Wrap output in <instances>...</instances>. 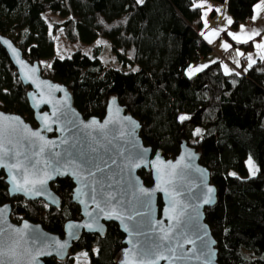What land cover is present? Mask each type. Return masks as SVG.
Wrapping results in <instances>:
<instances>
[{"label":"trees","instance_id":"trees-1","mask_svg":"<svg viewBox=\"0 0 264 264\" xmlns=\"http://www.w3.org/2000/svg\"><path fill=\"white\" fill-rule=\"evenodd\" d=\"M211 1L225 5L231 28L248 21L258 2ZM51 16L56 20L50 22ZM201 27L195 0H0V34L16 43L28 61H37L48 78L65 84L83 117L101 118L108 97L116 96L137 119L142 142L165 158L174 157L180 140L190 143L191 131L199 127L190 144L216 191L214 205L203 211L217 262L264 264V59L249 68L243 54L253 48V39L232 41L222 57L235 64V50L241 48L236 69L225 73L222 59L216 57L187 75V65L210 52L199 34ZM58 30L67 42L83 46L54 56ZM98 39L110 45L122 69L105 65ZM27 89L0 45V110L33 124ZM181 116L186 119L181 121ZM247 157L256 167L250 176ZM138 174L145 185L151 184L150 173L142 169ZM3 179L0 171V204L10 203L13 222L27 219L62 234L65 221L80 217L77 204L70 201L73 184L68 177L49 184L59 197L57 207L20 195L9 197ZM157 204L160 208L159 196ZM122 238L109 222L102 236L81 233L64 259L51 256L42 264H75L79 252L86 254V264H116Z\"/></svg>","mask_w":264,"mask_h":264},{"label":"water","instance_id":"water-1","mask_svg":"<svg viewBox=\"0 0 264 264\" xmlns=\"http://www.w3.org/2000/svg\"><path fill=\"white\" fill-rule=\"evenodd\" d=\"M0 45L21 84L28 88L26 97L33 112L31 124L16 113L0 110V144L10 153L0 162L8 196L39 199L57 207L59 197L49 184L68 177L73 184L70 201L77 204L80 216L65 221L62 234H58L38 222L11 221L10 203L0 204L4 211L0 227L6 229L0 237V250L7 253L5 264H42L51 256L64 259L81 233L102 236L109 222L123 235L116 264H219L203 211L214 205L216 191L193 145L180 140L173 158L153 151L142 142L137 119L126 112L116 96L108 97L101 118L83 117L73 106L64 83L42 73L39 63L28 61L8 36L0 34ZM33 132L39 137H33ZM17 152L20 155L13 157ZM86 158L92 163L85 165ZM18 161L28 165V170L11 167ZM89 169L94 175H89ZM142 169L150 173L151 184L143 183L138 174ZM40 179L46 180L45 190L37 195L33 182ZM16 185L22 187L14 191ZM89 224L91 228L84 226ZM33 237L39 239L33 242ZM61 244L65 245L62 249L58 247Z\"/></svg>","mask_w":264,"mask_h":264},{"label":"crops","instance_id":"crops-1","mask_svg":"<svg viewBox=\"0 0 264 264\" xmlns=\"http://www.w3.org/2000/svg\"><path fill=\"white\" fill-rule=\"evenodd\" d=\"M260 2H262V0H258V2L254 5L252 16L250 17L249 20L246 22L238 23L237 26L234 28H231L230 24L228 23V20L229 19L231 20V17L227 11L226 13H223V17H224L223 19H224V22L226 23L224 26L218 25L217 23H211L208 26V31H211V32H207V34L202 35L200 33V31L203 28V24H202L199 34L202 37V39L206 42V44L211 48L210 52L205 57H202V58H206L211 55L210 58L208 59L209 61H207L206 63L215 60L217 56L221 55L226 50L223 47V45L224 44L229 45L231 44L232 41L235 44H239V43H244L243 41H248V40L253 39V48L245 52L244 54L241 48H236L235 64L225 63L226 65H228V66L226 65L225 66L229 69H233L231 68L232 66L237 68L236 62L238 63L240 62V59H239L240 55H238L237 52L242 53L244 56L247 57L246 63L250 62L249 57H251V59L255 61L256 59L258 58L261 59V57L264 56V49L255 47L256 44L264 43V5H261L259 9L256 8V5L260 4ZM195 3L197 5H200L199 7L201 9V18H202L203 7L210 6V4L213 6L214 4H216L214 7L218 9L220 13L223 12L222 8H224L225 10L223 3H218V2L211 1V0H195ZM214 7L212 8V11H211V16L213 17L217 15L216 9ZM253 17H256L255 20H253ZM241 25H243V30L241 29ZM253 30H255V32H258L259 35H252ZM224 32H227L226 36L224 35ZM229 32L233 33L236 37H238L240 42H237L236 39L229 36L228 35ZM250 36H251V39H249ZM209 41H211V43ZM213 53L215 54V57L212 55Z\"/></svg>","mask_w":264,"mask_h":264},{"label":"rangeland","instance_id":"rangeland-1","mask_svg":"<svg viewBox=\"0 0 264 264\" xmlns=\"http://www.w3.org/2000/svg\"><path fill=\"white\" fill-rule=\"evenodd\" d=\"M262 2H260V5H264V0H262ZM215 5L216 4H214V6ZM214 6L210 4V6L203 7L202 18H201V19H203L202 20L203 28L200 31L201 34L202 33L207 34V32H211V31H208V26L211 23H217L218 25H221V26H224L226 24L224 22V19H223L224 18L223 13H226V11H227L226 8H225V10H224V8H222L223 12L220 13V11H217V9ZM213 7L216 9V12H217V15H215L214 17L211 16V11H212ZM224 7H225V5H224ZM54 20H56V18L51 16L50 22H53ZM98 41L101 42V46H102L100 58L103 60L105 65L112 67V68L122 69L121 64L116 60V58L114 56V52L112 51L110 45L107 42H105L104 40L98 39ZM53 42H54V47H55L54 56H59V57H62L63 54L67 51H70V50H73L77 47L83 46L82 43H80L78 41L75 43L67 42L61 30H58L54 34ZM210 50H211V48H210ZM212 55L215 57L214 53ZM210 56H208L206 58H200L197 61H194V62H191L190 64H188L187 67L185 68L187 75H191V74L195 73L196 68H200V67L202 68L203 65L208 64L206 62L209 61L208 59L210 58ZM217 57L222 59V62L224 63V65L230 63L226 58L222 57V54L217 56ZM49 60L50 59L47 58V59H44L43 62L48 63ZM202 61H203V63H202ZM243 61H245V62L247 61L246 56L243 57ZM226 66H228V65H226ZM231 68L236 69L233 66ZM190 69H191V71H190ZM197 130H199V131H197ZM200 131H201V129L199 127L193 128V130L191 131L190 137H189L190 143L194 142L195 134L200 132ZM249 161H251V159L249 157H247L245 160V164L247 167V175L248 176L253 175V173H255V169H256L255 164H253L252 161L250 164ZM74 258H75V264H86L87 263V256H86V254H84L82 252L76 253Z\"/></svg>","mask_w":264,"mask_h":264},{"label":"snow or ice","instance_id":"snow-or-ice-1","mask_svg":"<svg viewBox=\"0 0 264 264\" xmlns=\"http://www.w3.org/2000/svg\"><path fill=\"white\" fill-rule=\"evenodd\" d=\"M136 3H137V4H143V3H144V0H136ZM199 6H200V5H197V7H199ZM260 7H261L260 4H257V5H256V8H257V9H259ZM217 11H219V10L217 9ZM255 18H256V17H253V20H255ZM228 23L231 24L232 21L229 19V20H228ZM241 29L243 30V25H241ZM202 35H203V33H202ZM228 35L231 36V37H233L234 39H236L237 42H240V41H239V38L236 37L233 33L229 32ZM252 35H259V33H258V32H255V30H253ZM206 38H207V37H206ZM249 39H251V36L249 37ZM209 42L211 43V41H209ZM243 42H244V43H247V41H243ZM98 43H101V42L98 41ZM223 47H224L225 49H227V48L229 47V45L224 44ZM255 47H257V48H261V49H264V43L256 44ZM13 52H15V50H13ZM237 54H238V55H242V53H239V52H237ZM261 59H264V56H262ZM249 61H250V62H249L248 67L251 68V67H252V64H254L256 61L252 60L251 57H249ZM236 63H237V66H239V63H238V62H236ZM203 67L206 68L207 65H204ZM201 70H202L201 68H196V69H195V71H197V72H198V71H201ZM190 71H191V69H190ZM224 71H225V73H228V71H229L228 68H227L226 66H225V68H224ZM245 71H247V69H245ZM179 119H180L181 121H183L184 119H186V117L181 116V117H179ZM95 124H96V121H92V125H95ZM92 125H85V128L91 127ZM103 127H104V125H100V128H103ZM197 131H199V130H197ZM31 135H32L33 137H39V133H36V132L31 133ZM89 135H91V134L89 133ZM41 139H42V138H41ZM93 139H95V138H93ZM63 142H64V143H67L66 140L63 141ZM41 151H42V149H41ZM91 151L95 152L96 149H95V148H92ZM9 155H10V153H9L8 151L4 150L3 144H0V162H2L5 158L9 157ZM19 155H20V154L17 152V153H15V154H13V157H15V156H19ZM140 158H142V155L140 156ZM24 159L27 160V161H30V160H31V158L28 157V156H25ZM37 163H38V162H37ZM89 163H92L91 159H90V158H86V159L84 160V164L86 165V164H89ZM249 163L251 164V161H249ZM4 166H5V167H8V165H4ZM133 166L139 167V164H133ZM11 167H15V168L17 169V171H19L21 167H23V168L25 169V171L28 170V165L24 164L23 161H18L16 164L11 165ZM31 167H32L33 169H36V164H32ZM57 170H58V169H57ZM97 170H99V169H97ZM37 171H39V170L37 169ZM88 171H89V175H94V173H92L90 169H89ZM253 174H254V173H253ZM45 175H46V173H45ZM47 178L50 179L51 177H47ZM25 182H26V183L28 182V181H27V178L25 179ZM45 183H46V180H45V179H40V180H38V181L33 182V184H34V189H35V192H36L37 195H39L42 191L45 190V189H44V185H45ZM36 184L39 185L38 188H35V185H36ZM20 187H22V186H21V185H16L15 188H14L13 190H14V191H15V190H19ZM140 191H141V193H144V190H143V189H141ZM208 191L211 192L212 190L209 189ZM144 194H146V193H144ZM93 199H95V197H93ZM206 202H207V201H206ZM3 218H4V211H3V210H0V223H3ZM128 218H129V219H132L131 216H129ZM84 226H85V227H89V228H91V224H89V225H84ZM25 227H27V225H25ZM69 227L71 228V227H73V226L70 225ZM17 231H18V230H17ZM5 232H6V229H4L3 227H0V237L4 236ZM73 235H75V233H73ZM20 239H23V235H22V233L20 234ZM36 239H39V237H33V242H35ZM16 243L18 244L19 241H16ZM58 247L62 249L63 247H65V245L61 244V245H58ZM157 247H158V246H157ZM147 254H149V253L146 252L145 255H147ZM5 255H7V253H5L4 251L0 250V264H5V260L3 259V257H4ZM13 255H15V253H13ZM32 259H33V262H34V261H35V257H33Z\"/></svg>","mask_w":264,"mask_h":264}]
</instances>
